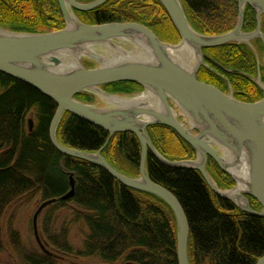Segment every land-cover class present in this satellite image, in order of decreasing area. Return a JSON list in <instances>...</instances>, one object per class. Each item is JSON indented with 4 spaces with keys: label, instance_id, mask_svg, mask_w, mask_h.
I'll return each mask as SVG.
<instances>
[{
    "label": "trees",
    "instance_id": "1",
    "mask_svg": "<svg viewBox=\"0 0 264 264\" xmlns=\"http://www.w3.org/2000/svg\"><path fill=\"white\" fill-rule=\"evenodd\" d=\"M179 1L190 26L199 34L220 35L236 24L238 0ZM74 13L88 25L137 23L163 43L179 42V35L157 0H109L90 12ZM0 27L13 32L43 33L62 30L65 24L57 0H0ZM255 27V12L246 6L242 31L249 33ZM261 30L264 34V16ZM256 43L262 50L261 42ZM202 52L207 66L200 68L196 76L199 82L224 90L227 81L235 99H262V90L251 81L257 77V66L247 46L230 44ZM102 89L124 95L142 91L134 82L109 84ZM75 99L93 101L87 94H79ZM55 110V103L47 97L0 73V253L4 248V214L12 204L30 196L41 202L56 200L42 219L40 230L51 253L25 249L18 234L9 230L18 264H80L76 260L98 261L92 264H178L175 218L170 208L152 195L124 187L99 167L58 153L48 134ZM147 134L165 159H195L194 149L172 129L151 126ZM56 138L64 147L78 151L95 153L102 149L101 155L120 173L132 178L139 176L141 148L132 133L109 138L106 131L64 113ZM206 168L219 189L234 187L233 180L211 158L207 159ZM146 171L152 182L176 197L186 215L189 264H255L264 256V219L216 197L198 171L167 167L149 152ZM71 174L74 196L60 201L69 191ZM249 202L252 210H261L253 198L249 197ZM63 208L71 211V223H63L55 231L54 217ZM71 225L81 228L78 247L69 240Z\"/></svg>",
    "mask_w": 264,
    "mask_h": 264
},
{
    "label": "water",
    "instance_id": "2",
    "mask_svg": "<svg viewBox=\"0 0 264 264\" xmlns=\"http://www.w3.org/2000/svg\"><path fill=\"white\" fill-rule=\"evenodd\" d=\"M107 1L57 0L65 24L59 31L21 33L0 27V73L32 87L55 103L48 134L58 153L99 167L124 187L152 195L170 208L175 218L177 262L189 264L186 215L170 191L148 178L147 153L167 167L198 171L216 197L264 219V97L255 103L240 102L196 77L199 68L205 65L202 49L230 44L248 46L260 40L264 52L261 31L264 0H238L234 28L214 36L193 30L179 0H157L179 35L176 45L161 42L151 30L137 23L88 25L74 13L90 12ZM246 6L255 12L256 20L255 30L249 33L242 31ZM181 51L194 55L192 67L175 59L174 52ZM126 52H139L144 59ZM120 82L137 83L142 91L120 95L102 89ZM79 94L90 95L93 101L80 102L75 99ZM139 95H145L146 99H137ZM64 113L106 131L109 138L118 133L134 134L141 148L139 176L132 178L120 173L101 155L102 149L89 153L61 145L56 130ZM151 126L172 129L194 149L195 159L169 161L162 157L147 134ZM208 158L233 180L232 189L217 187L206 168ZM242 169L246 171L245 177L241 176ZM69 185L60 201L74 196L72 174ZM248 197L259 204L260 211L249 207ZM55 202L52 199L41 203L32 217L36 243L45 254L50 252L38 236L37 219ZM255 264H264V256Z\"/></svg>",
    "mask_w": 264,
    "mask_h": 264
},
{
    "label": "rangeland",
    "instance_id": "3",
    "mask_svg": "<svg viewBox=\"0 0 264 264\" xmlns=\"http://www.w3.org/2000/svg\"><path fill=\"white\" fill-rule=\"evenodd\" d=\"M250 49L256 54L259 64L264 65V52H260L257 50V46L251 42L249 45ZM86 62V61H85ZM87 64L88 63H85ZM254 84L258 85L262 91L264 92V85H262L259 81V78H255L252 80ZM124 95V94H120ZM131 95V94H127ZM94 103H97L95 101ZM213 180V179H212ZM214 181V180H213ZM249 201V197H248ZM45 202V201H44ZM43 203L37 197L32 198L30 196L24 197L20 199L18 202L12 204L10 208L4 214V217L1 221V236L3 239V251L0 253V264H18L16 259L14 258V252L11 248L8 231H14L18 234V239L21 245L28 250H32L34 252H42L39 246L36 243L33 230H32V217L38 208V206ZM250 207V202H249ZM51 208V205L45 208L37 219V232L38 236L41 239L42 243L45 244V239L42 236L41 226L42 219L44 218L47 211ZM54 226L53 229L58 231L63 223H71V211L67 208H63L59 210L54 217ZM82 238L81 228L76 225H71L69 240L73 246L78 247L80 245V241ZM49 249L50 247H47ZM50 252V250H48ZM51 253V252H50ZM52 255V254H51ZM80 264H92L98 263L96 260H76Z\"/></svg>",
    "mask_w": 264,
    "mask_h": 264
},
{
    "label": "flooded vegetation",
    "instance_id": "4",
    "mask_svg": "<svg viewBox=\"0 0 264 264\" xmlns=\"http://www.w3.org/2000/svg\"><path fill=\"white\" fill-rule=\"evenodd\" d=\"M256 21V20H255ZM256 28V27H255ZM261 28H262V20H261ZM255 30V29H254ZM253 30V31H254ZM262 31V30H261ZM264 35V34H263ZM256 41L257 40H255V41H252L256 46H257V50L258 51H260V52H262L263 53V46H262V43H260L261 44V47H262V50H260V47L258 46V44L256 43ZM260 41V40H259ZM261 42V41H260ZM245 46H247V45H245ZM247 48L252 52V54L254 55V57H255V59H256V66H257V68H256V70H257V77L256 78H259V81H260V83L262 84V85H264V81H262V78H264V65H261V64H259V61H258V58H257V56H256V54L250 49V47L249 46H247ZM264 54V53H263ZM204 60H205V58H204ZM204 64H205V62H204ZM204 66H207L206 64L204 65ZM201 68V67H200ZM200 68H199V70H200ZM209 69H211V68H209ZM199 70H198V72H199ZM213 71V70H212ZM198 72H197V74H198ZM197 76V75H196ZM255 79V78H254ZM253 80V79H252ZM251 80V81H252ZM226 81V80H225ZM252 83L254 84V82L252 81ZM258 89H260V91L262 90L258 85H256V84H254ZM214 87V86H213ZM216 88V87H215ZM216 89H218L220 92H222V93H224V94H226V95H232L233 96V98L235 99V97H234V91H233V88L227 83V81H226V86H225V89L223 90V89H219V88H216ZM263 92V91H262ZM263 97H264V92H263ZM262 97V98H263ZM235 100H237V99H235ZM237 101H239V100H237ZM259 101V100H258ZM240 102H243V101H240ZM255 102H257V101H255ZM245 103H254V102H247V101H245ZM179 119L180 120H182V117L181 116H179Z\"/></svg>",
    "mask_w": 264,
    "mask_h": 264
},
{
    "label": "bare ground",
    "instance_id": "5",
    "mask_svg": "<svg viewBox=\"0 0 264 264\" xmlns=\"http://www.w3.org/2000/svg\"><path fill=\"white\" fill-rule=\"evenodd\" d=\"M127 54H129L132 57L135 58H140L141 55L139 52H135V53H131V52H126ZM175 54H173V56L175 57V59L180 62L181 64L185 65L186 67L190 68L193 66V59H195L194 55L191 53L189 56L186 54V51H181V52H174ZM134 54V55H133ZM140 59H144L143 57H141ZM137 99H141V100H145L146 96L145 95H139L136 97ZM255 103V102H254ZM241 171V176L245 177L246 176V171L244 169L240 170ZM238 192V191H237ZM240 192V191H239Z\"/></svg>",
    "mask_w": 264,
    "mask_h": 264
}]
</instances>
